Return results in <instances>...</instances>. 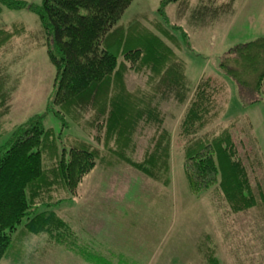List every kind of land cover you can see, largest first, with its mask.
Listing matches in <instances>:
<instances>
[{
	"label": "trees",
	"instance_id": "1",
	"mask_svg": "<svg viewBox=\"0 0 264 264\" xmlns=\"http://www.w3.org/2000/svg\"><path fill=\"white\" fill-rule=\"evenodd\" d=\"M182 1L161 2L158 10L161 19L152 32L138 21L128 27L120 26L134 0H42L39 5L0 0V16L4 9L28 11L40 22L43 44L55 69L53 97L47 111L61 123V130L56 133L44 126V116L37 115L17 126L7 141L0 140V264L6 259L14 235L18 237L15 244L21 252L27 247L29 237L44 234L58 246L74 243L75 253L85 264H113L115 260L117 264H129L115 251L101 253L68 241L74 232L56 209L61 203L73 201L75 189L97 168L103 156L89 142L72 141L74 138L71 135L65 138L64 132L73 126L72 117L76 116L73 120L79 121L80 114L95 112L92 124L105 128V149L110 156L149 178L158 181L165 178L164 183L169 184L171 145L165 140V132L142 160L137 161L134 154L140 125L163 123L158 109L161 102L172 97L183 105L193 92L188 86L185 65L162 37L164 34L175 43L171 31L178 27L168 25L165 8ZM203 3L193 11L197 18L223 11L216 6L223 2L206 1L204 6ZM17 24L11 30L0 29V118L12 92L8 87L9 61L3 52L19 33ZM183 35L186 38L184 32ZM129 63L138 64L135 72L145 70L149 74L150 91H128L125 78L133 69ZM217 68L240 87L242 96L244 92L246 95L259 93L264 101V37L236 46L218 62ZM188 104L181 126L188 135H193L184 155V171L192 196L198 199L214 192L218 194V210L229 209L230 215L251 211L264 215V179L260 176L257 183L253 182L249 166L241 161L231 135L224 132L211 139L198 136L217 108L211 100L209 84L200 83ZM50 163L47 170L45 165ZM55 186L66 190L71 197L66 200L69 202L51 203L42 198L43 193ZM222 201L229 208L224 202L219 203ZM204 253L207 255L203 256ZM211 254V250L201 252V261L224 264Z\"/></svg>",
	"mask_w": 264,
	"mask_h": 264
},
{
	"label": "rangeland",
	"instance_id": "2",
	"mask_svg": "<svg viewBox=\"0 0 264 264\" xmlns=\"http://www.w3.org/2000/svg\"><path fill=\"white\" fill-rule=\"evenodd\" d=\"M19 1L37 5L42 2ZM162 1L134 0L120 26L128 27L138 21L155 32ZM202 1L212 2L183 0L165 8L168 25L178 28L172 27L171 31L175 43L164 34L162 37L185 65L188 86L193 88L190 99L183 105L172 97L164 100L158 108L163 123H142L136 133L137 161L166 133L165 140L171 145L169 184L164 183L165 178H149L110 156L105 149V128L92 124L95 112L80 114L79 121L72 117L73 126L64 132L65 138L71 135L72 141L89 142L102 153L103 159L83 178L70 203L65 202L71 197L58 186L42 194L51 203L65 201L56 210L74 232L68 241L101 253L115 251L129 264H204L199 254L209 250L224 264H264V215L260 211L230 215L229 209L218 210L217 193L209 192L198 199L192 196L184 171V155L193 135L181 126L196 87L202 82L209 84V94L217 108L198 136L211 139L228 132L241 161L249 166L253 182L257 183L260 176L264 179V101L259 93L244 92L242 96L240 87L217 68L218 62L236 46L264 37V0H233L232 5L231 0H215V4L223 2L216 5L223 11L207 13L204 20L193 12ZM15 23L19 33L3 52L9 61L8 87L12 89L8 107L0 118L3 141L11 137L17 126L37 115L44 116L46 128L56 133L61 130L60 121L47 111L53 97L55 69L43 44L40 22L28 11L4 9L0 29L11 30ZM129 65L133 69L125 78L128 91H150L149 74L145 70L135 72L136 63ZM202 78L219 79L206 82ZM50 166L51 163L46 164L45 168L49 170ZM219 203L229 208L226 201ZM17 238L14 235L3 264H85L75 253L74 243L58 246L44 234L29 237L27 247L20 252L15 244ZM117 263L118 260L113 262Z\"/></svg>",
	"mask_w": 264,
	"mask_h": 264
}]
</instances>
